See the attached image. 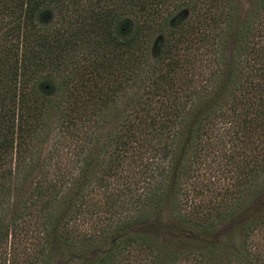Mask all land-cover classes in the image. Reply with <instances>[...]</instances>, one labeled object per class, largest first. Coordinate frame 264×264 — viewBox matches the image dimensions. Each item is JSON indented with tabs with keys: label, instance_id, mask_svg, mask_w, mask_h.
<instances>
[{
	"label": "trees",
	"instance_id": "obj_1",
	"mask_svg": "<svg viewBox=\"0 0 264 264\" xmlns=\"http://www.w3.org/2000/svg\"><path fill=\"white\" fill-rule=\"evenodd\" d=\"M239 3L0 0L1 195L15 178L0 255L22 244L24 264H264V0ZM207 164L230 178L214 199V182L196 184ZM162 208L191 227L187 242L132 230ZM233 208L247 213L238 233L219 237Z\"/></svg>",
	"mask_w": 264,
	"mask_h": 264
},
{
	"label": "rangeland",
	"instance_id": "obj_2",
	"mask_svg": "<svg viewBox=\"0 0 264 264\" xmlns=\"http://www.w3.org/2000/svg\"><path fill=\"white\" fill-rule=\"evenodd\" d=\"M251 0H240L239 6L240 8H242V10H244L247 6V3L250 2ZM187 10H183V12L181 13L182 15L186 16L187 15ZM56 14L54 11H51L50 13V17H49V23L48 25L52 24L55 20ZM58 137V132L56 130V128H53L52 131L50 133H47V135L45 137H42V143H40V148L41 151H43L44 149H46L48 146H50L53 141ZM59 144H62V142H60ZM63 145L59 146V150L61 151ZM63 151V150H62ZM67 155H69L70 159L67 160L66 157ZM76 160V156L75 155H71L70 153H65L64 156L62 157L61 160H59L58 164H62L63 165V169L62 171L65 173H68L67 171L70 170V168L72 167L69 164H73V161ZM40 163V160H39ZM215 166V164H207V167L210 168V171L202 169V166L199 167V172L198 175L195 177L196 178V184H208L207 182L211 181L214 182V186L209 190V191H205L203 189V192L205 194L206 197L210 196L214 199L213 196H217L220 197L219 195L222 194L223 190H219L220 186L224 187V186H229L230 187V178L229 176L225 175L224 173H221V175H219L218 173H216L215 171H212L213 167ZM66 168V169H65ZM65 169V170H64ZM70 172V171H69ZM1 176H0V181H1ZM15 178L11 179V182L9 184V190L7 191V194H10L8 197H4V195L0 194V219L3 217H6V215L8 216V214L11 212V208L13 205L9 204L8 206H6V202L9 200H11L12 204L14 202L13 199V193L15 191L12 190V184L14 183ZM215 186H219V187H215ZM26 188V187H25ZM24 188V189H25ZM6 191V190H5ZM5 191H3V193H5ZM27 189L24 190L21 198L25 195ZM217 192L218 194L216 195L215 192ZM21 192V193H22ZM220 192V193H219ZM197 198V197H196ZM224 200V197H222ZM258 199L260 201L264 200V190L260 193ZM4 214V216H3ZM246 212H240V210L238 208H233L231 210V212H227L225 215H223L219 220H217L215 222L214 225V232L219 236V237H226V235L231 234V233H238V229H239V224L242 218H244L246 216ZM148 225H144V226H136L134 228H132V230H136L138 232L141 231H149L152 233H158V235L160 236V239L162 240L163 238H169L171 239V237L175 236L177 239L187 242L188 241V237L190 236V233H188V231L191 229V227L187 226V225H179L177 223H172L168 220V216L165 212V208H162V211L160 212V214L154 218H152L149 222H147ZM180 235L183 236L182 238H180ZM113 238L107 236L104 239H100L97 241V245H98V250H104L106 249L112 242ZM182 244L181 245H176L174 248H182ZM188 247L192 248L193 245H187ZM21 247L22 244L17 245L16 247H14V259H11V254L8 253L9 250V246L7 244H5L3 246V248H5L6 250L0 255V264H24L21 260L24 257L25 253L29 252L28 249H26V252L22 253L21 252ZM187 247V248H188ZM194 248V247H193ZM1 249V248H0ZM180 249V250H181ZM10 254V255H9ZM27 262V259H25ZM24 260V261H25ZM52 264H72L71 262H69V260L64 256L58 259H55L53 261Z\"/></svg>",
	"mask_w": 264,
	"mask_h": 264
}]
</instances>
